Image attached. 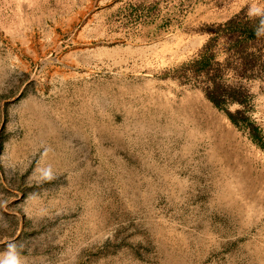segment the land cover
Wrapping results in <instances>:
<instances>
[{
	"label": "rangeland",
	"instance_id": "374dc122",
	"mask_svg": "<svg viewBox=\"0 0 264 264\" xmlns=\"http://www.w3.org/2000/svg\"><path fill=\"white\" fill-rule=\"evenodd\" d=\"M263 15L264 0H0V260L15 245L20 264H264V147L186 72L209 31ZM208 51L233 53L222 35ZM242 85L264 144V80Z\"/></svg>",
	"mask_w": 264,
	"mask_h": 264
},
{
	"label": "trees",
	"instance_id": "16d2710c",
	"mask_svg": "<svg viewBox=\"0 0 264 264\" xmlns=\"http://www.w3.org/2000/svg\"><path fill=\"white\" fill-rule=\"evenodd\" d=\"M264 18V15L263 17ZM262 18L244 20L241 16L229 20L227 23L209 33H217V37L211 39L199 59L189 64L187 73L195 77H205L203 92L206 98L219 110L224 112L229 120L239 129L249 133L252 140L264 147L262 142V130L250 115L252 110V95L242 85L244 80H264V59L257 50L262 43L259 24ZM215 31V32H213ZM222 35L230 44V57L224 63L216 62V55L210 53L213 41ZM256 51H251V50ZM232 72L237 79L233 84H227L224 77ZM238 106V110L231 111V107Z\"/></svg>",
	"mask_w": 264,
	"mask_h": 264
},
{
	"label": "clouds",
	"instance_id": "9594fccd",
	"mask_svg": "<svg viewBox=\"0 0 264 264\" xmlns=\"http://www.w3.org/2000/svg\"><path fill=\"white\" fill-rule=\"evenodd\" d=\"M44 175H45L46 179H52L53 178L50 170L45 172ZM0 264H20V261H19L17 255L15 254V245L9 246L8 257L4 260H0Z\"/></svg>",
	"mask_w": 264,
	"mask_h": 264
}]
</instances>
